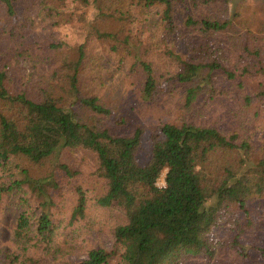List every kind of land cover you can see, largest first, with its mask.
<instances>
[{
	"label": "trees",
	"instance_id": "obj_1",
	"mask_svg": "<svg viewBox=\"0 0 264 264\" xmlns=\"http://www.w3.org/2000/svg\"><path fill=\"white\" fill-rule=\"evenodd\" d=\"M138 1L162 7L164 20L161 55L166 62L155 72L141 54L133 64L144 75L145 101L177 95L189 111L218 89L219 73L228 82L240 78L239 91L249 71L264 75L261 49L249 40L252 31L264 37V0H252L263 11L253 28L232 21L246 0ZM134 2L0 0L9 17L19 10L32 23L82 24L88 30L77 45L63 38L50 44L52 56L35 58L25 33L8 36L0 30V205L8 197L18 205L11 248L0 250V264H107L113 258L117 264H191L199 256L212 258L209 238L225 219H233L240 232L252 226L246 207L264 200V135L252 144L238 133L192 120L162 122L149 131L148 160L141 164L144 130L137 128L131 137L115 133L112 110L96 93L82 90L86 69L101 67L90 59L99 56H89V41L129 46L132 30L144 17ZM34 10L38 13L31 16ZM99 21L118 28L101 29ZM39 61L46 67L57 64L53 72L63 96L57 95L48 70H38ZM12 82L17 89H11ZM257 96L264 98V84L259 94L243 100L248 104ZM82 166L90 172L79 182ZM164 172V187H158ZM66 195L73 199L69 215L58 212ZM90 202L115 218L111 249L74 243L77 229L89 220ZM79 222L84 225L78 227ZM77 250L85 258L73 262Z\"/></svg>",
	"mask_w": 264,
	"mask_h": 264
},
{
	"label": "rangeland",
	"instance_id": "obj_2",
	"mask_svg": "<svg viewBox=\"0 0 264 264\" xmlns=\"http://www.w3.org/2000/svg\"><path fill=\"white\" fill-rule=\"evenodd\" d=\"M132 2H134V8L139 9L144 17L137 29L132 30L129 46L123 44L115 46L116 44L113 42L92 38L88 46L89 56H99L90 59L92 62L96 60L100 62L102 68L95 70L93 67H89L90 69H86L81 79V86L84 92L96 93L101 102L112 110V125L115 128V133L131 137L137 128L144 130L142 150L138 157L139 162L145 164L148 160L147 137L151 128L162 122L177 121L178 119L209 125L223 133H238L248 139L250 143L258 144L259 139L264 135V108H261L264 106V98L251 97L248 104L244 102L243 98L247 94L250 96L259 94L264 84V75L261 73H256L253 70L246 73L241 78L244 86L243 91H239L235 84L240 78L236 77V81L228 82L223 75L217 74L218 89L210 96L206 95L199 100L189 111L182 108L181 99L177 95L160 94L154 102L145 101L142 98L144 75L141 69L134 67L133 64L141 54L144 60L152 64L155 72L156 66L159 67L160 63L166 62V59L161 55L164 42L163 9L157 4L147 7L138 0H132ZM205 8V12H208V8ZM35 10L31 12V16L38 13ZM236 10L240 16L235 17L233 22L246 23L251 28L254 25L258 27V18L262 17L263 11L257 10L252 0L244 1L243 6ZM19 13L18 10V16L9 17L2 5L0 7V30L7 33L8 36H13L17 32L25 33L24 41L31 46L32 58H35L34 56H52L50 44H56L63 38L69 45L75 46L76 43L82 42L88 36L85 25L56 27L52 26L50 21L42 22L40 19H36L32 23L33 20L29 16H26L29 19L26 20ZM86 13L92 16V7L86 8ZM97 23L101 29L116 30L118 28L114 22L99 21ZM252 32L249 36L250 44L257 45L261 49L260 59L263 62L264 37H260L257 31ZM64 52H66L65 49ZM246 57L252 64L254 63L251 57ZM56 66V63H49V67H46L45 63L39 61L37 68L42 72L48 70V73L51 74V81L57 83V95L63 96L65 92L58 86L59 79L53 72ZM17 84H20V81H17ZM10 85L12 90L18 88L15 82ZM219 87H223L224 90H220ZM257 111H259L258 115L255 114ZM120 119H124L123 124L115 123V120L120 121ZM82 172V177L78 179L79 182L90 171L86 166H82ZM164 176L165 172L157 180L158 187H163ZM65 198L67 199L58 212L69 215L73 199L68 195ZM92 203L88 204L89 220L85 222L83 229H77L74 243L82 245L83 248L111 249L113 247L111 227L115 218L93 207ZM246 208L249 211L248 218L251 220L252 226L244 232H240L233 219H225L224 225L214 229L210 235L212 258L199 256L192 260L191 264H264V255L260 253V249H264V200L255 201ZM17 211L18 205L15 203V199L10 197L0 205V250H5L6 247L11 248L9 245L11 226ZM81 225H84L83 222H79L78 227ZM70 231L68 230L67 235ZM75 254L70 257L73 262L85 258L80 250H77ZM117 262V258H113L107 264H117Z\"/></svg>",
	"mask_w": 264,
	"mask_h": 264
},
{
	"label": "built area",
	"instance_id": "obj_3",
	"mask_svg": "<svg viewBox=\"0 0 264 264\" xmlns=\"http://www.w3.org/2000/svg\"><path fill=\"white\" fill-rule=\"evenodd\" d=\"M163 187H164V184H163Z\"/></svg>",
	"mask_w": 264,
	"mask_h": 264
}]
</instances>
